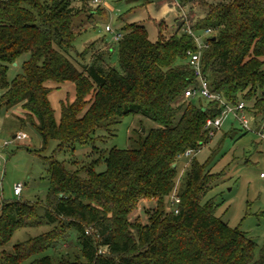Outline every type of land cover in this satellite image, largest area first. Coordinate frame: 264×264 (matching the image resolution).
Returning <instances> with one entry per match:
<instances>
[{
    "label": "trees",
    "instance_id": "trees-1",
    "mask_svg": "<svg viewBox=\"0 0 264 264\" xmlns=\"http://www.w3.org/2000/svg\"><path fill=\"white\" fill-rule=\"evenodd\" d=\"M178 1L195 32L213 31L202 57L211 92L233 106L244 102L259 128L264 122V0ZM197 2L204 15L191 19ZM79 13L71 0H0V109L20 107V129L34 128L42 150L56 141V154L74 156L76 146L85 145L98 154L79 167L69 162L75 169L49 158L45 203L2 202L0 263L264 264V245L256 259V243L217 217V204L206 199L223 177L211 171L213 155L205 164L194 158L182 178L179 174L184 153H198L209 144L206 122L222 112L216 101L184 98L199 83L187 64V53L197 48L194 39L181 25L164 32L161 21L152 42L143 25L126 22L118 42L98 40L75 55L79 34L72 20ZM114 52L118 67L111 62ZM25 54L23 75L8 82L9 66ZM66 82L75 85V99L61 103L58 121L47 85ZM134 116L157 127L139 138L137 148L98 150V133ZM246 134L232 127L225 137ZM100 164L106 168L96 172ZM175 188L177 213L171 204ZM143 202L152 205L146 224L132 218ZM41 227L48 231L17 243L12 253L5 251L18 230ZM71 243L78 248L74 255ZM50 251L54 256L46 255Z\"/></svg>",
    "mask_w": 264,
    "mask_h": 264
},
{
    "label": "rangeland",
    "instance_id": "rangeland-1",
    "mask_svg": "<svg viewBox=\"0 0 264 264\" xmlns=\"http://www.w3.org/2000/svg\"><path fill=\"white\" fill-rule=\"evenodd\" d=\"M222 1L226 0H201V2L209 4ZM157 2L158 0H150L148 4L142 0H108L106 5L95 8L90 5L89 0H71L72 7L76 11L80 10V13L72 20L74 32L79 34L74 43V54L84 53L86 44L89 45L98 40H105L107 44L114 43L113 34L106 32L107 25L113 29V33H116L126 22L141 24L147 29L152 42L157 40V24L161 21L164 22L162 28L164 32H174L175 24L179 22L175 13H171L165 20L162 10L159 9L161 4ZM164 4L163 8H167V10H169V6L173 7L170 5V1L164 2ZM204 11V7L199 2L194 3L191 19L203 17ZM179 25H181L180 22ZM94 51H97L96 48ZM28 59L29 54L22 55L15 64L9 66L8 82L11 83L23 75V66ZM111 62L115 67H118L116 52L112 53ZM47 86L51 89L49 101L55 111L56 119L59 121L61 103L67 100L72 102L75 99V85L66 82L60 86L48 83ZM2 95L3 91L0 90V98ZM204 103L206 101H203ZM22 116L23 112L20 107L12 111L0 109V136L5 135V140L13 143L5 153L10 155L12 151H17V156L8 160L6 172L3 171V177L0 178V186L5 190L3 200L45 203L51 188L49 158L55 156L59 162H68L69 169H75L69 162H74L75 166L79 167L97 159L98 154L92 152V146L86 145L76 146L74 156L70 151L56 154L58 147L56 141H50L48 146L42 150V139L34 128L29 126L24 130L20 129L17 119ZM156 127L157 125L153 121L142 116L125 118L119 126L113 127L111 132L98 133L99 139L102 137V141L97 143L98 150L137 148L139 138H145ZM232 127L240 129L239 124L229 117L224 121L221 130L212 137L209 144L191 158L180 161L179 174L180 177L184 175L194 158L200 164H205L213 155L210 164L211 171L213 174H222L223 177L206 199H213L217 204V217L256 243L255 258L258 259L264 245V178L260 177L262 173L264 174V144L255 134H246L242 138H239V135L226 138L225 134H228ZM20 133L27 135L28 139L21 141L13 139V135ZM105 168L104 164H100L96 167V172H103ZM18 183L26 185L23 187L21 196L16 198L13 189ZM151 207L149 202L141 203L138 211L132 214V218L140 217L142 223L146 224L148 222L146 211ZM46 231L48 228L45 227L20 229L6 245L5 251L12 253L17 243L24 242L29 237L41 235ZM72 245L73 243H71L69 252L74 255L78 252V248L74 247L75 245L72 247ZM53 254L52 251L46 253L49 256H54ZM80 259L83 261L82 256ZM29 263L30 261H25L23 264Z\"/></svg>",
    "mask_w": 264,
    "mask_h": 264
},
{
    "label": "built area",
    "instance_id": "built-area-1",
    "mask_svg": "<svg viewBox=\"0 0 264 264\" xmlns=\"http://www.w3.org/2000/svg\"><path fill=\"white\" fill-rule=\"evenodd\" d=\"M108 0H89L90 5L95 8L102 7L107 3ZM170 1L173 8L177 10L178 17L181 23L182 32L191 36L196 43V50L189 51L187 53L188 59L187 64L193 69L196 78L198 79V86L195 88H189L184 95L185 99H192L195 97H201L208 101H216L219 103L222 108L221 116L216 119H208L206 122V129L209 131L210 138L214 137L216 132L222 128L224 121L229 117H234L236 121L239 123L240 127L250 134H255L264 144V122L261 124L259 128L253 127L255 122V118L246 113V105L244 102H240L238 105L233 106L228 104L221 96L216 95L211 92L209 88V82L207 78L203 74L202 69V57L204 52L209 49L210 44L208 39L212 37L213 31L211 29H207L204 31L195 32L193 30L192 23L190 21V17L188 12L186 11V7H184L178 0H167ZM106 32L113 34V41L118 42L122 38V34L119 32L113 33V29L107 25ZM27 135L25 134H17L13 139L23 140L26 139ZM12 142L5 140L0 143V163L6 161V149H8ZM196 153L192 150H188L184 153V158H191ZM261 178H264V174L260 175ZM24 185L18 183L14 186V195L19 197L23 191ZM176 189L171 195V204L177 213V206L180 203V198L177 195Z\"/></svg>",
    "mask_w": 264,
    "mask_h": 264
},
{
    "label": "crops",
    "instance_id": "crops-1",
    "mask_svg": "<svg viewBox=\"0 0 264 264\" xmlns=\"http://www.w3.org/2000/svg\"><path fill=\"white\" fill-rule=\"evenodd\" d=\"M142 1H146V0H142ZM129 2V1H128ZM164 2H168L167 0H158V4H161L160 5V7H159V9L160 10H162V13H163V16L165 17V20H167V16H169V15H171V13H175V15H176V19H177V10L175 9V8H171L170 6L168 7V5H166L168 8H169V10H167V8H163L164 7ZM150 3V0H148V4ZM106 5V4H105ZM170 5H172L171 4V2H170ZM129 23V22H128ZM130 23H133V22H130ZM175 28H179L180 27V25H179V22H176V24H175ZM157 38H158V30H157ZM16 135H13V138L15 137ZM5 135H1L0 136V143L2 142V141H5ZM26 139H28V137L26 138ZM17 145V144H16ZM16 153H17V151L15 150V151H12V153L10 154V155H8V154H6V161L5 162H2V163H0V178L1 177H3V171L4 172H6V167H7V164H8V160H11V158H15L17 155H16ZM8 156V157H7ZM13 166H15V165H13ZM28 175V174H27ZM24 185H26V184H24ZM4 193H5V190H4V188H2L1 186H0V214H1V210H2V202H4V200H3V196H4ZM13 194H14V191H13ZM22 194V193H21ZM21 196V195H20ZM19 196V197H20ZM14 197H16V198H19V197H17V196H15L14 195Z\"/></svg>",
    "mask_w": 264,
    "mask_h": 264
}]
</instances>
